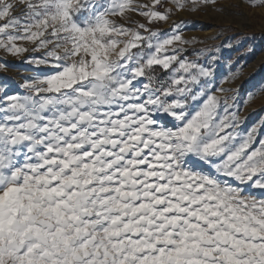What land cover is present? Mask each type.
Returning a JSON list of instances; mask_svg holds the SVG:
<instances>
[{
    "label": "snow or ice",
    "instance_id": "1",
    "mask_svg": "<svg viewBox=\"0 0 264 264\" xmlns=\"http://www.w3.org/2000/svg\"><path fill=\"white\" fill-rule=\"evenodd\" d=\"M168 3L0 0V52L52 70L0 86V264H264V120L150 27L219 0Z\"/></svg>",
    "mask_w": 264,
    "mask_h": 264
},
{
    "label": "rangeland",
    "instance_id": "2",
    "mask_svg": "<svg viewBox=\"0 0 264 264\" xmlns=\"http://www.w3.org/2000/svg\"><path fill=\"white\" fill-rule=\"evenodd\" d=\"M139 2L149 3V0ZM164 7H171L168 0H164ZM216 7L222 8L223 12L214 11L212 7L202 8L195 13L182 11L172 16L167 23L161 22L150 27L169 32L173 22L186 21L188 26L184 30L185 39L196 38L203 43L187 47L184 55L195 59L194 53L199 49H213L198 62L214 68V86L239 89L237 104L241 106L243 122L238 130L244 135L264 120V93L247 107L243 106L245 95L264 85V8H250L243 0H219ZM157 10L164 11V8L157 6ZM132 20L145 22L143 17L135 14H132ZM228 44L232 46L228 47ZM33 56L41 58L42 53H27L25 57L15 58L0 52V63L7 65L5 69H0V86L6 84L9 94H24L20 85L25 80L52 71L44 66L36 67L24 62ZM212 56H216L214 62L211 61ZM236 71L240 72L238 79L220 84L222 78ZM260 138H264V127L259 129L257 141Z\"/></svg>",
    "mask_w": 264,
    "mask_h": 264
},
{
    "label": "bare ground",
    "instance_id": "3",
    "mask_svg": "<svg viewBox=\"0 0 264 264\" xmlns=\"http://www.w3.org/2000/svg\"><path fill=\"white\" fill-rule=\"evenodd\" d=\"M261 61V60H260ZM260 63V62H259Z\"/></svg>",
    "mask_w": 264,
    "mask_h": 264
}]
</instances>
